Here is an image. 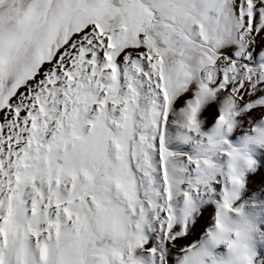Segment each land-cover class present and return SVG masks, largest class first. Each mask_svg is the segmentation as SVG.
<instances>
[{"label": "snow or ice", "instance_id": "obj_1", "mask_svg": "<svg viewBox=\"0 0 264 264\" xmlns=\"http://www.w3.org/2000/svg\"><path fill=\"white\" fill-rule=\"evenodd\" d=\"M0 264H264V0H0Z\"/></svg>", "mask_w": 264, "mask_h": 264}]
</instances>
